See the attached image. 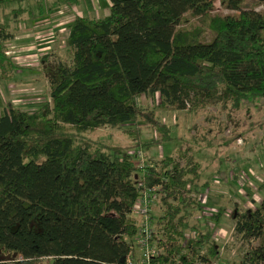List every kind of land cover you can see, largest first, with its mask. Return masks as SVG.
<instances>
[{
    "label": "trees",
    "instance_id": "16d2710c",
    "mask_svg": "<svg viewBox=\"0 0 264 264\" xmlns=\"http://www.w3.org/2000/svg\"><path fill=\"white\" fill-rule=\"evenodd\" d=\"M32 1L13 12L41 17L52 10ZM220 1L237 14L212 15V0H99L108 8L104 18L76 16L60 53L41 56L49 102L32 112L7 102L0 111V264H126L138 234L132 210L139 183L158 188L152 264H214L217 241L190 223L201 211L191 191L200 175L193 156L180 147L183 165L164 157L140 168L132 155L87 133L123 128L133 136L138 128L125 125L144 123L155 137L140 147L171 140L170 126L138 106L141 95L158 94L159 110L191 112L264 100V14L244 9L246 0ZM186 15L200 24L185 27ZM13 37L0 21L5 83L19 70L7 55ZM232 219L248 247L240 264H264V199L254 209L234 208ZM186 231L194 238L184 249Z\"/></svg>",
    "mask_w": 264,
    "mask_h": 264
},
{
    "label": "rangeland",
    "instance_id": "374dc122",
    "mask_svg": "<svg viewBox=\"0 0 264 264\" xmlns=\"http://www.w3.org/2000/svg\"><path fill=\"white\" fill-rule=\"evenodd\" d=\"M212 1L214 3L212 15L237 14V12L226 10L220 0ZM12 5L15 8L18 7L15 4ZM242 7L264 14V1L246 0ZM98 16L101 17V14ZM185 18V27L200 24V20L189 15ZM209 40L210 37L206 36L205 41ZM59 42L61 41H58L55 46L57 53L61 51L58 48L61 45ZM27 85H29L27 88L33 89L42 97V100L44 98V102L48 99L49 90L43 77L40 81L30 80ZM27 93L34 94L31 91ZM8 99L6 97L5 103ZM159 101L160 98L155 95L154 99L146 102L147 107L143 108L153 110L160 121L170 126L171 140L148 149L140 147L142 143L155 137L154 131L144 123H139L138 125L141 124L139 127L137 124L124 127V129L138 128L139 134H133V136L124 133L123 128L106 127L93 130L87 133V136L132 155L137 166L141 165L142 161L143 165L158 163L164 157H172L183 165L185 159H179L180 153L177 152L180 147L186 150L188 155H192L200 167V175L199 180L191 187V191L200 200L201 211L195 213L190 223L196 225L197 229L205 231L207 221L202 214L209 212L220 215V219L225 221L223 228L229 240L227 243L225 240H216L218 255L214 264H240L243 252L248 247L235 235L232 229L234 223L232 214L227 215V212L233 211L234 208L241 210L249 208L243 205V199L238 198L237 188L234 186V183L240 181L241 176L246 179L242 181V192L244 197L251 201L253 209L264 199V188L261 187L264 182V100L248 99L236 107L231 102L209 105L198 112L159 110L157 108ZM216 180L219 182L216 183ZM159 215L160 211L155 204L151 216L156 218ZM132 217L139 223V216L134 210ZM213 229L219 230L214 223ZM190 233L193 234V232L188 234ZM154 237H157L156 234ZM129 244L130 258L136 261L141 254L138 235L130 239ZM256 245L258 244H254ZM37 264L50 263L43 260Z\"/></svg>",
    "mask_w": 264,
    "mask_h": 264
},
{
    "label": "crops",
    "instance_id": "0c3cea01",
    "mask_svg": "<svg viewBox=\"0 0 264 264\" xmlns=\"http://www.w3.org/2000/svg\"><path fill=\"white\" fill-rule=\"evenodd\" d=\"M80 1L81 3L78 6H68L64 5L62 0H43V4H48V7L50 6L52 10L46 11L41 17H38L37 14L29 15L27 12L19 16L20 14L13 12L17 8L12 4L22 5L21 7L25 9L33 6L32 0H13L0 7V21L14 35L13 39L6 44L7 55L12 58L19 68L14 82L5 83L0 81V111L5 106L3 103H5L6 97L9 98L7 102L28 112L34 111L41 105L44 102V98L42 100V97L33 89L27 88L29 86L27 83L30 80L33 82L35 80L40 81L43 77L38 71L41 56L55 49L58 41H61L59 42L61 43L59 49H63L64 41L68 35V27L76 16L102 19L108 13L107 6L102 4V2L99 3V0ZM98 14H101V17ZM43 79L45 80L44 77ZM25 83L26 85H24ZM30 91L34 94L27 93ZM9 93L10 96H8ZM155 95L159 97L158 94ZM154 96L150 98L144 95L139 96L137 99L138 106L141 108L147 107L148 104L146 102H150L154 99ZM46 102H49V96ZM128 125L132 124L125 126ZM218 221L217 224L221 225L222 228H220L223 230L224 219H219Z\"/></svg>",
    "mask_w": 264,
    "mask_h": 264
},
{
    "label": "built area",
    "instance_id": "2783aa9c",
    "mask_svg": "<svg viewBox=\"0 0 264 264\" xmlns=\"http://www.w3.org/2000/svg\"><path fill=\"white\" fill-rule=\"evenodd\" d=\"M140 154V152H139ZM142 164L139 165L138 167L142 168ZM245 177L241 176L240 181L237 183H234V186L237 188V194L238 198L243 199L244 202L243 205H247L249 208L253 209V205L251 201L249 202L247 198L244 197V194L242 192V181H245ZM219 182V180H216V183ZM139 187L142 189V195L141 197L135 202V205L133 207V210L136 211V213L139 216V223H138V244L140 246V251L141 254L138 257L136 261L132 260L130 258V254L126 260V264H152V259L157 256L159 253L157 249L154 247V236H155V231L153 229V221L151 220V213L153 208L155 207V204L157 202L155 193L158 191V188H146L145 186L142 185V183H139ZM233 195V194H232ZM132 210V212H133ZM232 214V211H228L227 215ZM202 216L206 218V226L209 232L212 235V238L215 240H225V243L229 240V237L226 235V232L221 230L222 226L218 225L215 223L212 218L214 217V214L206 212L203 213ZM213 223L214 225L219 229L215 231L213 229ZM221 227V228H220ZM194 238V234H186L184 239H183V248L186 249L190 239ZM193 264H199L193 263Z\"/></svg>",
    "mask_w": 264,
    "mask_h": 264
}]
</instances>
